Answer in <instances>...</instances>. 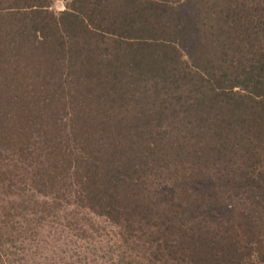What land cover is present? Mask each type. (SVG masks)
<instances>
[{
	"label": "trees",
	"instance_id": "obj_1",
	"mask_svg": "<svg viewBox=\"0 0 264 264\" xmlns=\"http://www.w3.org/2000/svg\"><path fill=\"white\" fill-rule=\"evenodd\" d=\"M0 0V264H264V0Z\"/></svg>",
	"mask_w": 264,
	"mask_h": 264
},
{
	"label": "rangeland",
	"instance_id": "obj_2",
	"mask_svg": "<svg viewBox=\"0 0 264 264\" xmlns=\"http://www.w3.org/2000/svg\"><path fill=\"white\" fill-rule=\"evenodd\" d=\"M63 8H64V4H63V2L60 1V0H55V2H54L53 5H52V9H53L54 11H60V10H62Z\"/></svg>",
	"mask_w": 264,
	"mask_h": 264
}]
</instances>
